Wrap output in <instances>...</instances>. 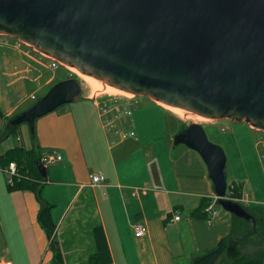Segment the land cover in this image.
I'll return each mask as SVG.
<instances>
[{
	"label": "crops",
	"instance_id": "obj_1",
	"mask_svg": "<svg viewBox=\"0 0 264 264\" xmlns=\"http://www.w3.org/2000/svg\"><path fill=\"white\" fill-rule=\"evenodd\" d=\"M16 42L0 39V264H51L49 241L38 223L36 193L7 185L4 155L21 147L7 144L11 136L19 138L11 134V120L65 79L57 78L49 59ZM78 101L84 102L73 109ZM78 101L37 119L33 138L28 128L30 147L22 146L35 149L38 157L54 149L62 157L46 168L39 198L51 207L64 264L88 261L96 252L97 227L106 237L110 264H189L231 234L236 217L215 210L218 203L207 166L196 151L174 145L179 126L168 110L151 101L169 126L149 134L134 130L131 120L128 133L135 135L129 137L127 131L104 129L97 97ZM120 117L125 119V114ZM142 147L149 148L145 155L140 154ZM229 164L226 182L230 174L247 202L245 208L260 219L264 162ZM94 175L106 184L93 186ZM211 204L215 214L206 212ZM176 216L179 220L174 221ZM137 225L145 228L139 238L134 236ZM250 246L252 253L256 248Z\"/></svg>",
	"mask_w": 264,
	"mask_h": 264
},
{
	"label": "water",
	"instance_id": "obj_2",
	"mask_svg": "<svg viewBox=\"0 0 264 264\" xmlns=\"http://www.w3.org/2000/svg\"><path fill=\"white\" fill-rule=\"evenodd\" d=\"M0 37L104 87L264 132V0H0ZM80 99L75 78L59 81L10 125L34 133L37 119ZM180 144L206 164L218 205L255 222L224 199L226 156L202 126L178 133Z\"/></svg>",
	"mask_w": 264,
	"mask_h": 264
},
{
	"label": "rangeland",
	"instance_id": "obj_3",
	"mask_svg": "<svg viewBox=\"0 0 264 264\" xmlns=\"http://www.w3.org/2000/svg\"><path fill=\"white\" fill-rule=\"evenodd\" d=\"M11 40H15V39H11ZM19 44L21 43L19 42ZM51 70L56 71L54 74L57 76V78L65 79L68 76L75 78L80 83V86L82 88V97L90 96L91 98L97 97V99L109 97V98L117 99L122 104L123 103L127 104L128 107H130L132 110V115L128 119L123 120V126L125 127L124 128L121 125L123 128L122 130L123 132H126V131L128 132V129H129L128 123L131 120L135 121L133 125L131 124L134 130L136 131L144 130L149 134H153V132L156 133L162 127H164V125L169 126L168 121L166 119H163L160 116L161 110L159 108H156L154 104L151 102V100L147 97H134L132 95H126L123 93L119 94L120 92L112 94L108 92L109 90H111L110 88L108 89V87L107 88L100 87L102 91L99 92L98 91L99 85L97 84V81L95 80L94 82L96 83L97 90L94 91L92 88L93 87L92 82H88L86 78H84L83 76H81L80 74L76 73L75 71L71 69L65 68L60 65L58 68L51 69ZM83 102L84 101L76 102L77 104L76 106H73V109H75L77 105ZM165 109L168 110L174 116L173 121H175L179 126L178 133L184 131L186 127H188L189 125L193 123L201 125L205 131V134L208 140L211 143L218 145L224 151V154L227 160L226 163H228V168L230 165L229 163H248L250 166H253V163H260L261 161L262 163L264 162V132L250 130L248 128L249 125H247L244 122H243L244 124H239L238 122H232V121H227V120L213 121V120H208V119H201L200 117L192 116L186 113L183 115H180L176 111V109H167V108ZM121 113L122 111L119 112V115ZM91 127L97 128V126H94V125H91ZM148 131H150L151 133ZM18 135H19V138H15L11 136L8 139L7 144L10 146H21V147L23 146V147L29 148L30 147L29 130L26 124H21L19 126ZM159 140H157L156 142H158ZM255 142L259 143L258 148H255L254 146ZM142 148L144 150H141L140 154L145 155L147 153V150H149V148L148 147H142ZM51 151L57 152V150L55 149ZM164 154L165 153H163L162 155ZM141 158L144 159L143 156ZM166 163H167V160H166ZM43 167L46 169L48 166H43ZM234 180L235 179H233L230 176V174H228L227 184L229 185L233 184L232 182ZM43 182H41V184ZM103 184H106L105 180ZM251 200L252 199L250 198V201ZM257 204L261 205V208L264 209V203H257ZM215 210H217L219 213H228L220 205L215 206ZM250 248L252 247L248 245L245 248V250L240 249L241 251H239V253L246 254L247 251H250ZM251 250L253 251V249ZM249 254H251V251L249 252Z\"/></svg>",
	"mask_w": 264,
	"mask_h": 264
},
{
	"label": "trees",
	"instance_id": "obj_4",
	"mask_svg": "<svg viewBox=\"0 0 264 264\" xmlns=\"http://www.w3.org/2000/svg\"><path fill=\"white\" fill-rule=\"evenodd\" d=\"M70 78L72 77L68 76L65 80ZM17 128L13 127L11 134L18 136ZM33 137L34 133L31 135V138ZM4 158H8L7 165L14 162L18 167L21 180L15 183L16 188L36 193L39 203L38 223L49 241V249L52 254L51 264H64L63 254L59 246L54 245V240H57V238L55 226L51 219V207L39 198L40 184L46 180V178L40 177L35 166L40 161V156L38 157L35 149L27 151L22 147H17L9 150ZM234 196L236 198L240 197L239 187L236 188ZM240 205L248 212L244 205ZM204 215H206V212H204ZM260 217L262 219L256 216L253 217L255 224L252 220L234 218L237 220L238 225H235L231 234L222 239L216 248L193 257L189 264H264V216L260 215ZM93 236L96 252L83 264H110L111 256L103 229L101 227L95 228ZM248 245H252L256 250L251 254H240V249Z\"/></svg>",
	"mask_w": 264,
	"mask_h": 264
},
{
	"label": "built area",
	"instance_id": "obj_5",
	"mask_svg": "<svg viewBox=\"0 0 264 264\" xmlns=\"http://www.w3.org/2000/svg\"><path fill=\"white\" fill-rule=\"evenodd\" d=\"M0 39H8V38L0 37ZM16 43L19 44L18 41ZM50 66L52 69H56L60 66V64L54 60H51ZM31 99L34 100L35 96H32ZM97 107H98V112H99V116L101 119V123H102V126L104 127V129L107 132L116 131V132L123 133V131H122L123 130V128H122L123 120L128 119L132 115L131 108L128 107L127 104H124V103L122 104L117 99L109 98V97L100 98V99L98 98L97 99ZM120 111H125V119H122L120 117V115H118V113ZM115 112H116V114H115ZM126 135L129 137H134L135 134L133 131H129V133ZM61 159H62V157L59 153L53 152V151H46L41 155L39 162L43 166H49V165L55 164L56 162L61 161ZM4 172L7 176V185L9 187L14 186L16 182L21 180V175L18 171V167H17L16 163H14V162L9 163L7 165V167L4 169ZM91 181H92L91 182L92 185L96 186V185H100V184L104 183V178L101 176L94 175L91 177ZM237 187H238L237 184L227 185L226 194H225L224 199L244 205L247 202L244 200L241 192H240V197L236 198L234 196V193H235ZM217 201H218V198L216 197V199L214 200V203ZM206 212L215 214V211H213V205L212 204L210 205L209 208L206 209ZM173 220L174 221L179 220V216L174 217ZM144 233H145V228L142 225H137L135 228L134 236L136 238H139V237H142L144 235Z\"/></svg>",
	"mask_w": 264,
	"mask_h": 264
},
{
	"label": "bare ground",
	"instance_id": "obj_6",
	"mask_svg": "<svg viewBox=\"0 0 264 264\" xmlns=\"http://www.w3.org/2000/svg\"><path fill=\"white\" fill-rule=\"evenodd\" d=\"M77 73V72H76ZM78 74H80V73H78ZM81 76H83L84 78H86V80L88 81V82H92V88H93V90L94 91H96L97 90V86H96V83L94 82V80L93 79H91V78H89V77H87V76H84V75H82V74H80ZM97 84L99 85V87H98V91L99 92H101L102 91V89L101 88H103L104 86L102 85V84H100V83H98L97 82ZM101 87V88H100ZM105 88V87H104ZM107 88V87H106ZM111 89V90H109L108 92H110V93H112V94H115V93H119V94H121V93H123V94H126V93H124V92H121V91H119V90H116V89H114V88H111V87H108V89ZM99 92H97V93H99ZM126 95H130V94H126ZM176 111L180 114V115H183V114H185L183 111H181V110H178V109H176ZM125 114V111H122V113L120 114V116H122V115H124ZM118 115H119V113H118ZM201 119H204V118H202V117H200Z\"/></svg>",
	"mask_w": 264,
	"mask_h": 264
},
{
	"label": "flooded vegetation",
	"instance_id": "obj_7",
	"mask_svg": "<svg viewBox=\"0 0 264 264\" xmlns=\"http://www.w3.org/2000/svg\"><path fill=\"white\" fill-rule=\"evenodd\" d=\"M187 128V127H186Z\"/></svg>",
	"mask_w": 264,
	"mask_h": 264
}]
</instances>
